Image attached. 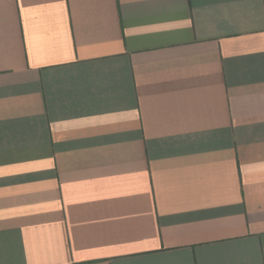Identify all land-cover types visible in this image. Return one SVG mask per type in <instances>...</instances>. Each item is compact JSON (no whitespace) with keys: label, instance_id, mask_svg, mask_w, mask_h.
<instances>
[{"label":"crops","instance_id":"crops-1","mask_svg":"<svg viewBox=\"0 0 264 264\" xmlns=\"http://www.w3.org/2000/svg\"><path fill=\"white\" fill-rule=\"evenodd\" d=\"M0 264H264V0H0Z\"/></svg>","mask_w":264,"mask_h":264}]
</instances>
